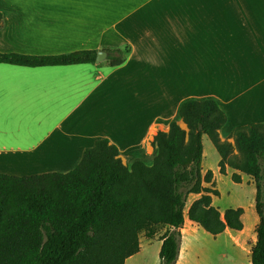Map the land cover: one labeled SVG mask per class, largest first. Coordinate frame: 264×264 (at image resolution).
Here are the masks:
<instances>
[{
    "label": "crops",
    "instance_id": "obj_1",
    "mask_svg": "<svg viewBox=\"0 0 264 264\" xmlns=\"http://www.w3.org/2000/svg\"><path fill=\"white\" fill-rule=\"evenodd\" d=\"M0 12V53L130 47L117 67L106 58L41 67L0 63L1 174L66 173L104 138L117 146L123 164L149 166L158 131L167 132L173 120L187 130L178 115L187 99L219 104L227 117L219 135L230 143L235 128L264 123V0H0ZM206 139L202 171H212L217 189L218 177L234 170L219 173L220 157ZM214 151L216 165H205ZM196 198L191 194L188 205ZM194 225L185 218L181 244ZM152 244V264H159L156 237L141 239L124 264H134Z\"/></svg>",
    "mask_w": 264,
    "mask_h": 264
},
{
    "label": "trees",
    "instance_id": "obj_2",
    "mask_svg": "<svg viewBox=\"0 0 264 264\" xmlns=\"http://www.w3.org/2000/svg\"><path fill=\"white\" fill-rule=\"evenodd\" d=\"M2 14L0 12V28ZM109 67L122 65L128 45L104 47ZM97 50L58 55L0 53V63L25 67L93 64ZM179 118L153 139L151 165L127 166L116 145L99 139L66 173L30 176L0 173V264H124L139 251V236L154 238L161 230L159 264H176L185 218L217 236L226 229H243L242 207L220 212L212 203L213 173L202 171V136L206 135L220 160L219 173L234 170L254 184L255 241L250 264H264V123L235 128L233 143L219 130L227 117L213 99H187ZM208 184L209 186H205ZM198 195L188 205L189 196Z\"/></svg>",
    "mask_w": 264,
    "mask_h": 264
},
{
    "label": "rangeland",
    "instance_id": "obj_3",
    "mask_svg": "<svg viewBox=\"0 0 264 264\" xmlns=\"http://www.w3.org/2000/svg\"><path fill=\"white\" fill-rule=\"evenodd\" d=\"M206 140L210 144L208 137ZM210 146L212 145L210 144ZM212 148L214 147L212 146ZM217 158L218 155L216 151H214L213 156L206 155L205 165H216ZM250 178L251 177L243 174L241 182L236 183L231 179V176L218 177V190H216L219 194L213 196L214 206H216L220 212L236 206H242L246 209L244 218L246 225L243 226V229L241 231L228 229L221 235L215 237L207 234L198 225H194L192 238H184L182 240L181 253L177 264H250V248L256 238V223L251 222L249 211L252 210L254 216L257 217L254 211V205L251 208L249 207V203L254 197L255 190L254 185L249 180ZM214 187L215 183L212 188L214 189ZM183 228L184 224L181 229ZM162 232L163 230L155 237L160 239ZM144 238L146 237L141 234L139 236V243L140 240ZM155 248V244L149 246L148 253L139 260L135 259L133 263L152 264L156 257Z\"/></svg>",
    "mask_w": 264,
    "mask_h": 264
},
{
    "label": "water",
    "instance_id": "obj_4",
    "mask_svg": "<svg viewBox=\"0 0 264 264\" xmlns=\"http://www.w3.org/2000/svg\"><path fill=\"white\" fill-rule=\"evenodd\" d=\"M106 56H107L106 52H104V51H98V52H97V55H96V60H95V62L98 63V62L104 60V59L106 58Z\"/></svg>",
    "mask_w": 264,
    "mask_h": 264
},
{
    "label": "bare ground",
    "instance_id": "obj_5",
    "mask_svg": "<svg viewBox=\"0 0 264 264\" xmlns=\"http://www.w3.org/2000/svg\"><path fill=\"white\" fill-rule=\"evenodd\" d=\"M184 126V125H183Z\"/></svg>",
    "mask_w": 264,
    "mask_h": 264
}]
</instances>
